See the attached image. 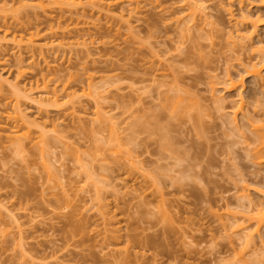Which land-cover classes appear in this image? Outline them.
Returning a JSON list of instances; mask_svg holds the SVG:
<instances>
[{"label":"rangeland","instance_id":"374dc122","mask_svg":"<svg viewBox=\"0 0 264 264\" xmlns=\"http://www.w3.org/2000/svg\"><path fill=\"white\" fill-rule=\"evenodd\" d=\"M59 1L0 0V264H237L241 242L223 222L228 211H244L236 204L242 191L261 200L255 180L264 177V162L255 165L246 151L252 131L229 119L242 97L237 123L249 112L264 127L255 113L264 104L253 97L260 90L252 77L237 90L223 83L225 70L237 75L249 55L233 42L238 3L202 0L207 18L198 15L186 31L194 38L182 43L185 0H111L102 14ZM243 3L260 19L254 37L264 39V0ZM44 81L61 94L56 102L29 99ZM10 84L34 92L18 97ZM176 98L184 103L172 113ZM13 106L25 112L22 124L34 123L29 131L17 125L16 134L30 137L20 149L6 136ZM141 106L159 112L152 120L167 132L156 133L153 121L154 134L129 140L131 110ZM252 248L244 263L264 264V249Z\"/></svg>","mask_w":264,"mask_h":264},{"label":"bare ground","instance_id":"6f19581e","mask_svg":"<svg viewBox=\"0 0 264 264\" xmlns=\"http://www.w3.org/2000/svg\"><path fill=\"white\" fill-rule=\"evenodd\" d=\"M39 1V3L37 4V5H39V6H42V2L44 1V0H38ZM50 2H52V3H55V4H60L61 2L59 1V0H49ZM108 0H92L90 3H88V4H83L82 3V1L81 0H79L78 2H72V4H73V6H75L76 8L77 7H81V9H82V11H84L85 10V8H86V5H90V7H92V9L94 10V11H97L99 14L102 12V11H105L104 10V8L105 7H110V4H112V2H111V0H110V2L108 1ZM186 1V3H187V5H186V7H187V9H188V12H186L183 16H185L186 18H188V19H186V18H184L183 17V19H185V21L184 20H182L183 22H181V19H182V17H178V18H176V19H173L174 21H175V24H174V26L175 27H178L177 26V24H176V20L178 21V24L181 22V24H182V26L183 25H186L184 28H182V30L181 31H179L180 30V27L179 28H177V29H179L178 31L179 32H183V34H181L180 35V42H184L185 40H184V37H185V39H187V41H191L192 40V38H194V37H192V38H190V33H186V31L188 30H191L192 29V27H190L191 26V23H193V21H196V19H197V16L199 15V20L201 21V22H204L205 21V18H207L206 17V15H207V12H205L206 11V6H205V4H203L202 3V0H185ZM237 2L238 3V5H239V9L241 10V25H239L240 23H239V21H236V23H239L238 25L240 26V27H238L237 26V28L235 29V33H234V35H236L235 37H233V38H236V39H233V42H235V43H237L238 42V45H239V48H241V50L242 51H244L243 53H244V57H245V55H246V52L247 53H249V55H247L246 57H245V59L243 60V56L241 57L242 59H240V62H239V64L238 65H240L241 66V70L239 71L240 73H238L237 75H233L231 72H230V70L229 69H226L225 70V75L223 74V76H225V78H224V81H223V83L226 85V87L227 88H229L230 90L231 89H235V90H237V88H241V87H243L244 88V81H245V78L247 77V78H249V77H252L253 78V80L251 81L254 85H255V87L256 88H259L258 90H260L258 93H260V95H257L256 96V94L253 96L254 97V99H255V101L254 102H262L261 103V105L262 104H264V74H263V70H262V63L261 62H263L264 61V39H261V38H255L254 37V33H255V31H256V26L258 25V24H261L259 21H260V19H259V16L258 15H256V17L257 18H255V19H252V17H251V14H250V11H244L243 10V7H242V5L244 4L243 3V0H229V4H230V6L234 3V2ZM232 7V6H231ZM106 9V8H105ZM246 9H248V8H246ZM234 10V9H233ZM96 12V13H97ZM172 12V11H171ZM256 12V11H255ZM230 13H231V11H230ZM232 13H234V12H232ZM231 13V14H232ZM251 13H252V11H251ZM102 14V13H101ZM233 17V16H232ZM196 18V19H195ZM195 19V20H194ZM189 20H190V23H188L187 24V22H189ZM187 21V22H186ZM195 23V22H194ZM196 24L198 25V23L196 22ZM128 25V24H127ZM187 25L189 26V27H187ZM193 25V24H192ZM196 25V26H197ZM237 25V24H236ZM194 26V25H193ZM177 29H175V30H177ZM243 30H245V33L243 32V33H241L240 31H243ZM190 32V31H189ZM185 33V34H184ZM5 34H7V33H5ZM187 34H189L188 35V37H187ZM183 35H185L184 37H183ZM187 37V38H186ZM191 39V40H190ZM1 40V39H0ZM247 40H249L250 42V44H248L247 43ZM0 44H3V43H0ZM254 44V45H253ZM235 45V47L237 46L236 44H234ZM2 46V45H1ZM41 48V47H40ZM238 48H236L235 50L237 51V52H241V50L240 49H238ZM21 53V52H20ZM19 58H21V57H19ZM246 59H248V60H246ZM21 60V59H20ZM19 60V61H20ZM242 60V61H241ZM246 60V61H245ZM21 63H23L22 62V60H21ZM3 69V68H2ZM2 73V72H1ZM7 79V78H6ZM251 79V78H250ZM4 81V80H3ZM3 81H0V82H3ZM7 80H5V82H6ZM249 82H250V80H249ZM7 83V82H6ZM218 83V82H217ZM217 83H213V84H217ZM220 83H221V81H220ZM251 83V84H252ZM3 83H1V85H2ZM18 84V83H17ZM222 84V83H221ZM250 84V85H251ZM9 86H12V89H14V91H15V93L17 94V96L19 97V96H22V97H24V98H28V96L27 95H29L30 96V94H32L33 92H34V90H33V88L34 87H32V85L30 86V87H28V88H26V86L24 87V88H21L22 86H18V85H16V84H10ZM47 84H45V81H44V85H43V89L41 90V92H39L40 94H39V97L37 98V100H35V97H29V99L31 100V101H33V102H40L41 100L43 101V100H45V101H47V102H56L57 100H58V98H59V96L61 95V94H58V91L56 90V88H54V89H48L47 88ZM213 86V85H212ZM225 87V88H226ZM251 87V86H250ZM214 88V87H213ZM212 88V89H213ZM252 88V87H251ZM256 88H254L253 90H255V91H257L256 90ZM215 89V88H214ZM250 89V88H249ZM248 89V90H249ZM239 90V89H238ZM252 91V90H251ZM254 91V92H255ZM167 92V91H166ZM242 92H243V90H242ZM23 93V94H22ZM24 93H26V94H24ZM72 93V92H71ZM71 93H67V95H68V97L70 96V97H74V96H71ZM74 93V92H73ZM72 93V94H73ZM162 93V92H161ZM244 93V92H243ZM248 93H250V92H248ZM37 94V93H36ZM160 94V93H159ZM159 94H157V96L159 95ZM163 94V93H162ZM241 94V92L239 91L238 93H237V95L239 96ZM66 95V96H67ZM140 94H138V96H139ZM166 95H170V94H167L166 93ZM141 96V95H140ZM134 97H136V96H134ZM167 97V96H166ZM166 97H165V99L164 100H166ZM169 97V96H168ZM167 97V98H168ZM140 98V97H139ZM169 98H171V97H169ZM173 98H174V96H173ZM183 98V97H182ZM182 98H178V100H177V98H176V102L174 101V99H173V101H174V105L173 104H171V103H169L170 104V107H172V109H174V110H172V109H170L169 108V105H167L168 106V108L170 109V110H172V113H176L178 110L177 109H179L180 108V105H179V107H177L178 106V104L180 103L181 104V101H182ZM250 98V97H249ZM252 98V97H251ZM138 99V98H137ZM172 99V98H171ZM170 99V100H171ZM169 100V99H168ZM168 100H166L167 102H168ZM169 100V101H170ZM165 101V103H167ZM238 101H241L240 102V104L239 105H235L237 108L234 110V113L235 114H237L240 110L242 111V107H243V104H242V97H239V99H238ZM171 102V101H170ZM183 103H184V100L182 101ZM234 102V101H233ZM75 104V103H74ZM74 104H72V106L71 107H73V109L75 110L76 108V106L74 105ZM165 104H163V107H165L164 106ZM172 105V106H171ZM166 106V107H167ZM163 107H161L162 109H163ZM219 107V106H218ZM264 109V105H262V106H260L259 107V109L258 108H256V115L259 117V113L261 114V116H263L264 114V110L262 109V108ZM11 108V112L9 111L8 113H6V118H15L16 119V123H14L13 124V128L12 129H9V131H10V133H12V135H6L7 137H9V138H15V139H17V148H23L24 147V145H25V142H24V138L25 139H27V138H30L29 136H26V137H24V135L26 134H24V133H22L21 135H18V134H16L17 132H15L16 131V129H17V125H18V127H20V125L22 124V123H26V121L24 120L26 117H23L25 114H23V113H25V112H23V110L21 111L20 110V108L19 107H10ZM13 108V109H12ZM79 108V107H78ZM81 108V107H80ZM79 108V109H80ZM143 108H145V107H142L141 106V109L140 108H134V109H130L132 112V115L133 116H131V113H130V116L129 117H132V118H129V120H130V126H128L129 125V123H128V127H130V129H128V130H130V135L128 136L130 139L129 140H131V137L134 135V134H136L135 132H137L138 133V131H143V132H145V129L147 130L148 129V131H149V133H153L154 134V132H156V131H153V129L151 128V126H150V124L153 126V124H154V122L156 123L155 124V126L158 128V131L156 132V133H159V134H162L163 133V131H159V130H163V128H164V131H166V129L168 128L166 125H168V124H166V125H162L161 123H158V122H160V121H157V118L159 119V112H157V114H155V112L154 113H151V112H148V111H145L146 109H144L143 110ZM183 108V107H182ZM165 109V108H164ZM255 109V108H254ZM262 111H261V110ZM166 110V109H165ZM176 110V111H175ZM160 111V110H159ZM162 111H164V110H162ZM240 111V112H241ZM161 112V111H160ZM253 112H254V110H253ZM259 112V113H258ZM263 112V113H262ZM96 114H97V112H95ZM163 113V112H162ZM170 113H171V111H170ZM151 114H155L156 116L155 117H157V118H155L154 117V119L152 120V118H153V115H151ZM161 114V113H160ZM166 113L164 112V115H165ZM235 114L233 115V117L232 118H229L230 120L231 119H233L232 121L233 122H231L230 121V123H232V124H235V125H233L232 127H234L235 126V130H237L238 131V129H236V128H238V127H240L239 129H248V131H252V133H253V137H252V135H250V136H248V137H250L249 138V140L252 142V144H253V142H254V144L255 145H253V147L251 146V147H249L248 149L249 150H246L248 153L247 154H249V157L248 158H250V160H251V158H252V160L251 161H254L253 163L255 164V165H257L258 163H261L262 161L264 162V127H261V128H259L258 127V125H254L253 123H255V122H253V121H250L251 119H249L252 115H250L249 116V112H247V114L245 113V117L247 118L246 120H249V122L248 121H246L245 120V118H244V116H240V117H243L242 119H244L243 121H246V122H243L242 121V126H240L241 125V118H240V120H239V122L237 123V119H236V116H235ZM98 115V114H97ZM242 115H244V114H242ZM26 116V115H25ZM100 116V115H99ZM99 116H97L96 118L98 119V117ZM148 116H149V118L151 119V121H149L150 119H148ZM28 118V117H27ZM160 118H161V116H160ZM101 119H102V117H101ZM28 120V119H27ZM96 120V119H95ZM100 120V119H99ZM107 120V119H106ZM106 120L104 119V121L106 122ZM128 120V121H129ZM160 120V119H159ZM98 121V120H97ZM154 121V122H153ZM19 122H21V123H19ZM101 122V121H100ZM109 122V121H108ZM127 122V121H126ZM248 122V123H247ZM98 123V122H97ZM111 123V122H110ZM250 123H251V128H253L252 130H251V128H250ZM32 124H34L33 122H31V124L30 123H28V121H27V124H22V126L23 125H25L27 128V130L29 131V126H31ZM41 124H43V122L41 123ZM100 125H102V124H104V123H99ZM98 124V125H99ZM109 124V123H108ZM256 124V123H255ZM55 125V124H54ZM99 125V126H100ZM116 125V124H115ZM161 125V126H160ZM239 125V126H238ZM248 125V126H247ZM262 125V124H261ZM25 126H23V127H25ZM44 126H46V123L44 122ZM106 126H108V125H106ZM104 127V128H107V127ZM126 126V127H127ZM246 126V127H245ZM253 126V127H252ZM260 126V125H259ZM263 126V125H262ZM4 127V126H3ZM248 127V128H247ZM5 128V127H4ZM101 128V127H100ZM108 128L110 129V131L109 132H116L117 131V129H116V126H114V122H113V124H110L109 126H108ZM166 128V129H165ZM0 129H2V127L0 126ZM101 129H103V128H101ZM108 129V130H109ZM126 129V128H125ZM150 129V130H149ZM233 129V128H232ZM241 129V130H242ZM119 130V129H118ZM153 132H152V131ZM151 131V132H150ZM147 132V131H146ZM167 132V131H166ZM29 133V132H28ZM111 133V134H112ZM122 133V132H121ZM133 133V134H132ZM241 133V132H240ZM239 133V134H240ZM13 134H15L14 136H13ZM115 134H117V133H115ZM164 134H165V132H164ZM164 134H163V136H164ZM238 134V135H239ZM29 135V134H28ZM22 138H21V137ZM111 136V135H110ZM122 135H120V137H121ZM131 136V137H130ZM243 136V135H242ZM160 137V136H159ZM164 137H166V136H164ZM164 137H161V138H164ZM240 137V136H239ZM247 137V136H246ZM110 138H113V136L112 137H110ZM116 138V137H115ZM115 138H113V140L115 139ZM134 139V138H133ZM132 139V140H133ZM243 139V138H242ZM112 140V139H111ZM117 140V139H116ZM120 140V139H119ZM128 140V139H127ZM163 140H165V139H163ZM166 140H167V138H166ZM244 140V139H243ZM103 141V140H102ZM245 141V140H244ZM101 142V141H100ZM125 142H127L126 141V139H125ZM130 142V141H129ZM135 142H136V139H135ZM135 142L133 143V144H135ZM241 142H243V141H241ZM246 142V141H245ZM245 142H244V144H245ZM248 142V141H247ZM119 143H121V142H119ZM131 143H132V141H131ZM127 144V143H126ZM125 144V145H126ZM129 144V143H128ZM132 144V145H133ZM161 144H163V143H161ZM160 144V145H161ZM165 144V143H164ZM166 144H168V146L170 145V143H167L166 142ZM251 144V143H250ZM107 145V144H106ZM105 146V145H104ZM120 146H121V144H120ZM134 146V145H133ZM41 148H42V150L44 151V148L42 147V146H40ZM101 147V146H100ZM116 147V146H115ZM162 147V146H161ZM160 147V148H161ZM246 147H248V144H247V146ZM112 148H114V146L112 147ZM118 148V147H117ZM165 148V147H164ZM245 148V147H244ZM101 150H102V148H100ZM103 149H105V147L103 148ZM132 149V148H131ZM167 149V148H166ZM107 150H108V148H107ZM163 150V149H162ZM245 150V149H244ZM112 152H113V150H111ZM119 151V150H118ZM131 151V150H130ZM109 152V151H108ZM43 153H45V152H43ZM42 153V154H43ZM118 152H116V154H117ZM122 153V152H121ZM120 153V154H121ZM132 153V152H131ZM246 153V152H245ZM102 154V153H101ZM113 154V153H112ZM91 155H92V153H91ZM94 155V154H93ZM96 155V154H95ZM124 155V154H123ZM130 156V155H129ZM252 156V157H251ZM92 157H94V156H92ZM96 157H99V155H96ZM95 157V158H96ZM103 157V156H102ZM94 159V158H93ZM132 159V158H131ZM250 161V162H251ZM92 162V161H91ZM252 163V162H251ZM257 163V164H256ZM256 171V170H255ZM254 172V171H253ZM252 172V173H253ZM255 173V172H254ZM258 173V172H257ZM252 175H254V174H252ZM259 175H261V174H259ZM255 177H257V175L255 176ZM258 178V177H257ZM261 181H260V180ZM258 180H259V182L257 181V180H255L258 184H261V182H262V189L260 188V187H258V188H256V190L257 191H259L261 194H262V196H261V200L259 201H254L253 199H251L250 197H248L249 195H248V193H246L245 191L243 192H241V194L239 195L238 194V196L236 197V201H238L239 203H236V204H238L239 205V208H241V209H243L244 211H242V214H244V212L246 211L245 209H247L248 210V212L246 211V213H245V215H242L240 212L241 211H239V213L241 214H237L238 213V210H240V209H233L232 210V212L231 211H228L227 212V214L230 216H228L227 215V219L229 218V220H225V221H227V222H223L224 223V225L222 226V227H224V229H226V226H227V229H228V231L231 229V233L233 232V233H235L236 235H237V237H238V241H240L241 243H240V247L239 248H241V249H239L235 254H236V256H237V264H245V263H247L248 261H249V257H247L246 256V254L248 255H250V253H247V248L251 245V248L253 249L252 251L253 252H261L260 250H263L259 245H262V247H264V233H262V234H260V232H261V229L263 228V230H264V177H263V180L259 177L258 178ZM244 188V187H243ZM242 189V188H241ZM243 190H245V189H243ZM235 201V202H236ZM238 205H236V206H238ZM228 210V209H227ZM226 210V211H227ZM236 212V213H235ZM248 213V214H247ZM247 214V215H246ZM231 219V220H230ZM229 222V223H228ZM222 223V224H223ZM227 224V225H226ZM226 225V226H225ZM223 229V228H222ZM227 231V230H226ZM227 231V232H228ZM229 233H230V231H229ZM257 236V238L255 239V237ZM230 244V243H229ZM231 246V245H230ZM258 246L261 248V249H259L258 251H257V249H258ZM251 251V252H252ZM250 252V251H249ZM252 252V253H253ZM260 254V253H259ZM262 255V254H261ZM245 257H246V259H245ZM251 258V257H250ZM248 259V260H247ZM241 260V261H240ZM251 260H256L255 258L254 259H251ZM258 261L257 262H260L259 261V259H257ZM239 262H241V263H239ZM245 262V263H244ZM250 262V261H249ZM255 262V261H254ZM253 262V263H254ZM250 263H252V262H250ZM256 263V262H255ZM262 264H263V262H261ZM260 263V264H261ZM234 264H236V263H234ZM249 264V263H248ZM257 264V263H256Z\"/></svg>","mask_w":264,"mask_h":264}]
</instances>
